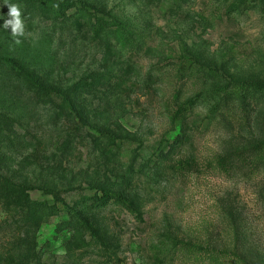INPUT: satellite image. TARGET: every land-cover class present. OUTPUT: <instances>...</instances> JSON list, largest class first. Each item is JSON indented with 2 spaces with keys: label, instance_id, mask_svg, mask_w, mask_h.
Wrapping results in <instances>:
<instances>
[{
  "label": "rangeland",
  "instance_id": "374dc122",
  "mask_svg": "<svg viewBox=\"0 0 264 264\" xmlns=\"http://www.w3.org/2000/svg\"><path fill=\"white\" fill-rule=\"evenodd\" d=\"M8 3L0 264H264V0Z\"/></svg>",
  "mask_w": 264,
  "mask_h": 264
},
{
  "label": "clouds",
  "instance_id": "9594fccd",
  "mask_svg": "<svg viewBox=\"0 0 264 264\" xmlns=\"http://www.w3.org/2000/svg\"><path fill=\"white\" fill-rule=\"evenodd\" d=\"M0 4L7 5L8 7L7 18H5L4 14L0 13V20H2L0 28L10 30L11 37L16 39V42L19 43L18 38L25 35L21 11L16 4L8 3V0H0Z\"/></svg>",
  "mask_w": 264,
  "mask_h": 264
},
{
  "label": "trees",
  "instance_id": "16d2710c",
  "mask_svg": "<svg viewBox=\"0 0 264 264\" xmlns=\"http://www.w3.org/2000/svg\"><path fill=\"white\" fill-rule=\"evenodd\" d=\"M260 144H261V142L258 143L257 145H260ZM70 212H71V214H77V212L74 209H70Z\"/></svg>",
  "mask_w": 264,
  "mask_h": 264
}]
</instances>
